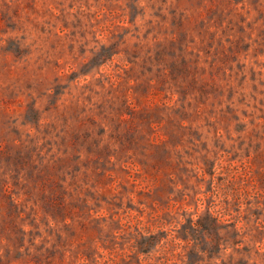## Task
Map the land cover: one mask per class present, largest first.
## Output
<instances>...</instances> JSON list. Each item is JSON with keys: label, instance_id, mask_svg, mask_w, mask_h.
Wrapping results in <instances>:
<instances>
[{"label": "rangeland", "instance_id": "374dc122", "mask_svg": "<svg viewBox=\"0 0 264 264\" xmlns=\"http://www.w3.org/2000/svg\"><path fill=\"white\" fill-rule=\"evenodd\" d=\"M0 264H264V0H0Z\"/></svg>", "mask_w": 264, "mask_h": 264}]
</instances>
